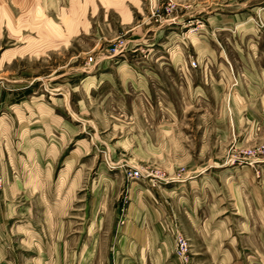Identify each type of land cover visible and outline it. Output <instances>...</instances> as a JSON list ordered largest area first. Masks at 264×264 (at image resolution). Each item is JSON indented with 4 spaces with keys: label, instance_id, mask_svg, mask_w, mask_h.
Listing matches in <instances>:
<instances>
[{
    "label": "rangeland",
    "instance_id": "374dc122",
    "mask_svg": "<svg viewBox=\"0 0 264 264\" xmlns=\"http://www.w3.org/2000/svg\"><path fill=\"white\" fill-rule=\"evenodd\" d=\"M253 51L264 67V0H0V264L26 262L47 206L134 168L156 187L219 176L220 221L242 220L229 188L264 189V118L228 113L244 69L210 100L174 66Z\"/></svg>",
    "mask_w": 264,
    "mask_h": 264
},
{
    "label": "crops",
    "instance_id": "0c3cea01",
    "mask_svg": "<svg viewBox=\"0 0 264 264\" xmlns=\"http://www.w3.org/2000/svg\"><path fill=\"white\" fill-rule=\"evenodd\" d=\"M253 54L234 61L227 56L222 66L200 62L194 70L180 62L174 68L186 84L199 82L202 98L210 100H222L221 93L231 91V68L239 75L244 69L228 113L236 124L250 126L264 118V67ZM109 177L115 188L102 187L98 195L83 190L79 205L47 206L49 216L36 235L30 234L29 257L20 264H179L174 250L178 232L191 236L200 264H264V189L248 192L229 184L231 203L242 220L220 221L219 176L200 177L201 188L190 179L156 187L124 175Z\"/></svg>",
    "mask_w": 264,
    "mask_h": 264
},
{
    "label": "built area",
    "instance_id": "2783aa9c",
    "mask_svg": "<svg viewBox=\"0 0 264 264\" xmlns=\"http://www.w3.org/2000/svg\"><path fill=\"white\" fill-rule=\"evenodd\" d=\"M143 175L141 170L135 168L129 170L127 174L128 178L131 179L141 178ZM124 222V218L121 217L120 224ZM176 254L180 260V264H191L189 242L187 238L181 234H177L176 236Z\"/></svg>",
    "mask_w": 264,
    "mask_h": 264
}]
</instances>
